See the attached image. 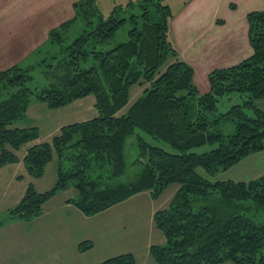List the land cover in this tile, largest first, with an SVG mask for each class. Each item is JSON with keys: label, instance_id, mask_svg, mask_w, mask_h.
<instances>
[{"label": "trees", "instance_id": "trees-1", "mask_svg": "<svg viewBox=\"0 0 264 264\" xmlns=\"http://www.w3.org/2000/svg\"><path fill=\"white\" fill-rule=\"evenodd\" d=\"M161 1L114 6L107 18L96 0L74 3L73 18L49 31L34 65L0 71V168L16 163L14 151L38 136L35 128L17 127L30 104L55 110L92 95L97 111L27 150L23 162L33 179L56 157V182L44 193L29 185L0 227L30 223L45 202L69 188L78 193L70 203L91 217L144 191L157 199L178 184L169 207L154 215L165 239L149 249L156 264H264V175L212 183L197 172L213 177L264 150V111L256 104L264 99V11L246 15L252 54L212 70L201 94L192 67L178 59L169 39L173 16ZM34 68L45 80L41 86L34 85ZM138 83L148 87L119 115ZM226 123L234 124L233 133L222 132ZM91 246L82 243L79 250ZM98 264L135 260L123 254Z\"/></svg>", "mask_w": 264, "mask_h": 264}, {"label": "crops", "instance_id": "crops-1", "mask_svg": "<svg viewBox=\"0 0 264 264\" xmlns=\"http://www.w3.org/2000/svg\"><path fill=\"white\" fill-rule=\"evenodd\" d=\"M73 1L0 0L2 43L8 42L15 34L21 35L17 40L23 42V49L21 46L19 50L5 48V52L0 56L1 67L8 69L18 65L41 49L49 31L73 17L70 11ZM217 1L188 0L179 17V19L183 18L186 28L179 24L176 16L172 17V23L169 25L176 39L178 33H189L188 45L201 42L206 35L208 48L205 55L207 54L209 58L212 54L214 58L215 55L218 57L215 59L216 63L212 62L211 66L205 63V69L209 68L202 74V84H198L199 77L193 68L192 61L185 55L179 43L172 39L178 47H176L178 59L192 67L193 82L201 94L209 90L207 76L212 70L236 65L252 54L248 42L246 14L264 11V0H227L225 6L231 10L227 12V16L233 15L227 20L228 17L224 19L215 16L216 7L212 4ZM16 3L24 6L21 8L26 9L27 14L22 16L23 20L18 22L15 20L12 25L8 23L7 10L8 7L16 8L14 6ZM206 9L214 11L211 12L210 18L205 19L204 28L201 13ZM38 12H43L44 16ZM57 12L60 13L57 14ZM51 13L57 16L53 18L50 16ZM57 17H59L58 20ZM234 18L238 19L232 20ZM6 21L9 26H6L7 28ZM205 29L206 32H204ZM231 49H234V54L222 53ZM145 88H147L145 85L137 84L129 89L128 104L119 115L126 113ZM259 109L264 111V108ZM96 116L95 98L92 95L55 110L49 109L43 103H32L28 106L25 121L17 124V127L19 129L35 128L38 136L34 141L14 151L16 163L0 168V218L20 202L29 185H32L36 192L44 193L56 182V157L54 156L46 165L41 178L33 179L27 174L23 162L27 150L34 145L50 143L64 126L85 122ZM198 174L212 183L250 182L264 175V150L249 155L233 167L213 177H208L199 171ZM179 187L178 184H171L157 199H152L148 191L138 193L91 217L84 216L70 203L78 193L75 189L69 188L45 202L40 216L30 223L16 220L0 227V264H98L123 254H131L135 264H156L149 254V249L151 246L163 245L165 239L156 228L154 215L169 207ZM82 243H91L92 246L89 250L82 252L79 250V245Z\"/></svg>", "mask_w": 264, "mask_h": 264}, {"label": "rangeland", "instance_id": "rangeland-1", "mask_svg": "<svg viewBox=\"0 0 264 264\" xmlns=\"http://www.w3.org/2000/svg\"><path fill=\"white\" fill-rule=\"evenodd\" d=\"M80 1H82V0H74L73 3H77ZM137 1H139V0H96V5H97L98 9L100 10L101 14L105 18H107L114 6H125L128 2H134L135 3ZM187 1L188 0H162L161 1L164 5H167L171 9L172 16L173 17L176 16V18H178V20H179V24L184 28H186L185 22H184L183 18L179 19V17H180V13H181V11H182V9H183V7ZM226 1L227 0H218L216 3L212 4V6L215 5L214 7H216L215 16L217 15L218 18L227 19V17H228L227 12L231 11V10H229V8H227L225 6ZM14 6H16V8L15 7H8V10H7V16L8 17L6 16L8 19V23L10 22L12 25L15 23V20H17V22L19 20H23L22 16L27 14L26 9L21 8L24 6L18 5V3H16ZM12 8H14V9H12ZM70 9H71L70 10L71 15L74 16L73 7ZM203 10H204V8H203ZM212 11H214V10L206 9L205 11H203L201 13L204 28H205V25H204L205 19L207 20V18L211 17ZM204 12H205L206 16H205ZM39 13L41 14V16L42 15L44 16L43 12H38V14ZM59 13L60 12H57V14H59ZM30 15H31V13H30ZM50 16L55 18L57 15L54 16V14L51 13ZM237 16L239 17L240 15L237 13ZM231 17H233V15ZM231 17H228L227 20H229ZM33 19L37 20V18H33ZM58 19H59V17H57V20ZM236 19H238V18H234L232 20H236ZM30 20H32V18H30ZM170 21H169V25H170V23H172V20H170ZM8 23L6 21L5 27L7 26ZM7 27H9V26H7ZM79 28H80L79 24L72 27L69 31L70 35H73L72 33H77ZM127 29H128V27L125 26L122 28L121 31L118 32L117 41L122 42L125 40V34H126ZM12 30H14V29H12ZM204 32H206V29L204 30ZM176 35H177V39H176V36L174 35L173 29L172 30L169 29V39L171 40V42L173 43L175 48L177 47L176 46L177 44L174 43L173 40H175L176 42L179 43V45L181 46L185 55L188 57V59L190 58L189 60L192 61L193 68L195 69L196 73L198 74L197 76L199 77L198 78L199 79L198 84H202L201 83L202 82L201 81L202 80V74L204 73V70L209 68V67H206V69H205V63L207 62L208 65L211 66L212 62L216 63L215 59L218 58L216 55L214 58V54H212L211 58H209V56H207V54L205 55L206 49L208 48V44H206V42L208 40L207 36L205 35L204 39L197 44L192 43L191 45H188L187 40L189 39V33H187V32L186 33H178ZM18 37L20 38L21 35H16V34L12 35V37L9 39L8 42L2 43L3 39H2V36L0 35V56L3 54V52H5V48H8V49L10 48L9 50H14L15 48H17V50H19L20 49L19 47L21 46V48L23 49V46H22L23 42H20L19 40H17ZM246 41H247V38H246ZM7 43H9V44H7ZM194 45H196V46H194ZM247 45H248V42H247ZM248 47H249V45H248ZM45 48H46V46L44 45L43 49H45ZM249 49H250V47H249ZM222 53H227V55H231V54H234V49H231L229 51H223ZM36 55L37 54L33 53L31 56H29L26 60L19 63L18 65H20L22 67H26L28 65H34L35 60H36ZM2 66H4V65H2ZM0 68H1L0 71L5 70V68L4 67L2 68L1 65H0ZM39 72H40V69L34 68L31 72V75L34 78V85L37 84L38 86H41L45 82V80ZM138 84L142 85L141 83H138ZM135 85H137V84H135ZM143 85H145V87H148L147 86L148 84L143 83ZM200 86H201V88H204L203 85H200ZM145 89H144V91H145ZM235 102L238 103L239 100H236ZM256 104L258 105V108H264V99L257 101ZM221 130L225 134H231L234 132V124L233 123H226V124L221 126ZM198 171L205 175V173L202 169L198 168L197 172Z\"/></svg>", "mask_w": 264, "mask_h": 264}]
</instances>
